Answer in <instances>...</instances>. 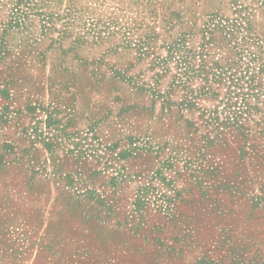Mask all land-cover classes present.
<instances>
[{"label": "rangeland", "instance_id": "rangeland-1", "mask_svg": "<svg viewBox=\"0 0 264 264\" xmlns=\"http://www.w3.org/2000/svg\"><path fill=\"white\" fill-rule=\"evenodd\" d=\"M237 2L251 29L201 49L234 0H0V264H264V154L246 148L264 136L208 148L239 185L191 184L226 86L168 50L182 38L194 67L207 52L264 91V4Z\"/></svg>", "mask_w": 264, "mask_h": 264}, {"label": "trees", "instance_id": "trees-1", "mask_svg": "<svg viewBox=\"0 0 264 264\" xmlns=\"http://www.w3.org/2000/svg\"><path fill=\"white\" fill-rule=\"evenodd\" d=\"M149 1V0H147ZM235 10L239 13V17L234 20H220L217 24L213 23L212 28H203L204 39L201 44V49L206 48V45H213L214 40H216V33L219 32L220 35L224 37L233 36V32L239 28L246 29L249 31L251 29L250 21H248L247 17L241 14V11L247 9L246 5H243L237 0ZM259 1L261 4H264V0H255ZM70 9H67V13L69 14ZM239 19V20H238ZM242 20V21H241ZM213 21V16L210 17V22ZM244 22V25L243 23ZM206 32L208 34H206ZM256 37L257 42L260 43V37L253 35ZM203 37V36H202ZM252 39V37H248ZM255 40V38L253 39ZM257 43L260 49L262 48V44ZM220 48V47H218ZM171 57L175 58L174 54H177V62H180L181 66H184V70L182 73L186 76L187 79L201 74L205 81L211 80V82L217 84V86H221L224 88L226 86L225 92L223 96L220 98L219 102H223L221 106V110L218 109V105H215L212 109L209 110V116L202 120V125L208 128L207 135L203 139V142L194 146V149H197V154L194 152L195 156L190 157L186 162L189 170L191 171L190 178L191 184H197L202 188L203 191L212 188L213 182H217V185L220 187H226L229 185H239L243 182V180H237V177L230 179H222L223 176L220 175L222 173V167L220 165H214L211 158V152L208 151V148L214 147L215 144L219 142H225L229 148L238 145L239 148L244 147V142L247 141L248 138L252 140L255 139V135L264 136V129H255V126H258L264 121V115L259 117L258 119H254L251 117L252 111H262L264 113V107L261 109L257 103H251L250 99L258 98L260 95L264 96V91L259 89L258 79L256 73H250L248 71L249 67H246L242 75H236V70L230 72L227 76L228 79H225V74H227V70L223 69L224 67L217 64V62L212 63V68L216 67V70H213L210 67H207L206 60L204 56L208 55V53L201 52L197 57L200 59L197 67H194V63L192 59L196 58L197 51H193L185 45V41L182 38L176 40L172 45L168 48ZM241 54V53H240ZM256 54L249 52L247 53V59H255ZM241 59V57H240ZM225 80H224V79ZM228 81V84H226ZM244 84V85H243ZM205 85L202 87V91L205 93H209L210 95L219 96V91L213 90L210 85L205 88ZM261 90V91H260ZM225 99V100H224ZM203 113V111H202ZM252 124H249V122ZM212 133V135H210ZM227 136H232L233 139L229 140L228 143L226 141ZM242 143L240 145V141ZM134 148V147H133ZM246 148L251 149V152H254L253 158L258 160L260 157H263L264 151H260L258 149V144L254 141L247 142ZM170 163L169 161H167ZM195 164V165H192ZM257 164H260L258 162ZM211 180V182H210ZM207 181L209 183H207ZM233 181V182H232ZM159 197H163L169 200V196L166 193H160Z\"/></svg>", "mask_w": 264, "mask_h": 264}]
</instances>
